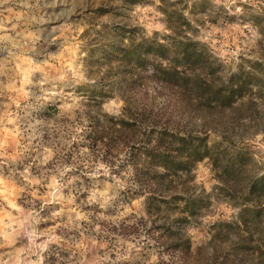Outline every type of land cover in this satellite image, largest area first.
I'll return each instance as SVG.
<instances>
[{
	"label": "clouds",
	"instance_id": "obj_1",
	"mask_svg": "<svg viewBox=\"0 0 264 264\" xmlns=\"http://www.w3.org/2000/svg\"><path fill=\"white\" fill-rule=\"evenodd\" d=\"M154 2L156 5L161 4V0ZM168 2L172 4L175 0ZM195 2L197 5L210 6L216 12L228 17H234L240 28L231 42L232 50L228 53L229 64L222 69L210 67L209 71L214 75L207 77L206 80H199L194 76L190 87H204L213 84L214 81L216 91L223 93L226 88L231 87L229 77L253 73L256 69H259L257 75L264 72L261 70L264 69V59L258 54L256 44V40L264 41V35L261 34V29L264 28V0H195ZM187 3L192 5L193 0H187ZM129 5H132V0H115V3L113 0H81V12L102 9L115 16H121L127 15L132 10ZM132 14L136 17L134 23L137 26L147 27V22L140 19L142 13L138 9L132 11ZM155 15L161 20V28L149 29L144 35L153 38V32L158 31L159 35L155 39L164 43L174 37L175 33L170 32L165 26L167 21L163 13L157 12ZM71 25L69 23L70 27ZM109 26L126 27L123 24H105V27ZM196 27L199 28V25ZM208 27L210 29V26ZM92 30L94 29H89ZM135 30L133 28V31ZM71 31L77 32L79 27H71ZM214 36L215 33L210 30L208 35L191 36V39L212 43ZM215 46L213 44V47ZM256 61H260V64H256ZM9 63L13 62L9 61ZM11 73L12 77L16 75L14 66ZM118 79L119 77L108 81L109 86L106 89L103 80L90 79L83 75L75 79L67 75H59L52 81H39L41 85L50 83V87L43 89V98L56 96L61 91L79 93L86 90L84 85L89 86L87 90L91 88L96 91L99 98H94V108L80 107L79 121L73 117L74 126L70 125L66 129V139L61 138L63 151L57 150L59 159L54 160L56 154L52 153L50 148L32 157L27 153V148L23 147L21 153L23 158L6 156L0 151V182L3 180L5 170L15 175L22 183L18 189L11 190L9 195L19 196L26 206L22 207L10 202L8 196H4L8 206L17 212V215H12L6 210L5 204L0 203V264H45L44 253L49 245H56L57 264L61 262L85 264L86 260L89 264H171L173 259L171 253L181 249L188 264L193 262L230 264L236 253H245L239 258L238 264H248V249L252 246V241L234 226L239 223L237 217L244 210L241 207H232L227 214V218L233 222L231 224L217 223L225 218V214L221 213L215 220L201 224L196 231L188 227L189 221L185 220L184 231L174 232L170 222L175 218L169 221L165 216L154 218V226L146 211H151L155 205H159L157 200L153 198L149 202L145 198L141 200L142 206L139 209L132 207L129 200L137 194L144 193L145 185L150 184L152 180L157 178L163 180L170 175L167 167L141 166L140 161L144 159L142 151L132 152L121 147L117 151L110 152L105 148L100 136L95 138L101 142L95 144L93 151L87 148L78 152L72 150L73 142L79 144L84 141V135L81 133L88 134L94 128L103 131L111 129L113 132L121 133L125 128H131L135 133L146 132L148 124L142 123L147 116L146 109L158 108L163 101V95H157L160 90L149 88L139 97L128 96L123 91L113 96L114 90L120 89L110 86V82ZM4 87L7 85L5 84ZM207 90L205 88V91ZM252 91L254 95L251 100L255 103L244 109H238L232 116V120L240 125L235 131L232 128L225 130L218 127L219 122L210 119L208 113L201 112L200 105L192 102L190 96L184 97V103L188 104L194 118L182 120L179 126L215 128L217 134L213 135L212 142L216 145L217 157L219 156L217 149L222 151L233 140L236 144L251 145L254 149L251 170L243 167L249 161V153H240L238 156L240 167L233 171L223 168L217 180L209 181L208 193L217 195V199H220L219 189L214 192L211 185L219 184L220 180H224L225 183H231L233 180L247 183L249 180H254L264 186V181L259 179L264 177V129L260 128V125L264 124V95H262L264 88H261L257 82V87H253ZM121 97L124 99L123 103ZM216 98V96L209 97L206 101L209 107H211L210 101ZM86 112L89 115H85ZM136 139L139 140L142 150L156 151L159 147L147 143L146 136H137ZM217 141L219 143H216ZM2 148L3 144L0 143V149ZM70 152L72 155L68 159ZM137 156L140 157L139 162L136 160ZM219 187L222 189L224 185L220 184ZM121 193L129 195L130 198L126 202L121 201L114 212L109 211L113 207L112 202ZM259 195L261 193H257V196ZM77 198L80 199L79 204L76 203ZM170 201L172 200L167 203ZM196 206L205 208L203 204ZM258 210L259 206L248 209L253 219ZM25 212L26 215L23 214ZM198 214L193 212V217L190 219ZM48 221L54 222L51 227L38 230V225ZM82 221L84 223H81ZM102 222L106 226H102ZM165 224L167 230H158ZM209 227L216 228L217 236L226 240L227 244H221L209 236ZM57 229H60L58 235ZM220 229L227 235L222 237ZM84 232H88L87 237H84ZM96 236L100 237V241L95 239ZM37 237L42 239L37 242ZM166 241L168 242L165 243ZM61 252L65 255H61Z\"/></svg>",
	"mask_w": 264,
	"mask_h": 264
},
{
	"label": "rangeland",
	"instance_id": "obj_2",
	"mask_svg": "<svg viewBox=\"0 0 264 264\" xmlns=\"http://www.w3.org/2000/svg\"><path fill=\"white\" fill-rule=\"evenodd\" d=\"M128 7L132 10L127 15L115 16L102 9H89L82 13L81 0H0V143L3 144L0 151H3L6 156L23 158L21 155L23 147L27 148V153H30L32 157L50 148L51 152L56 154L54 160L59 159L57 150L63 151L61 138L66 139V129L70 125L74 126L73 117L79 121L80 107L94 108V98L99 97L94 95L97 94L96 91L91 88L87 90L89 86L84 85L86 90L79 93L61 91L56 96L43 98V89L50 87V83L41 85L39 81H52L59 75H67L74 79L83 75L90 79L103 80L106 89L109 86L108 81L119 77L118 80L110 82V86L120 89L114 90L112 95H119V92L123 90L124 79L130 72V67L121 59L112 60L108 56L110 46H125L129 40L138 44L142 37L155 39L159 35L158 31L153 32V38L145 36L144 33L149 29L161 28V20L155 15L157 12L163 13L167 21L166 27L173 25L178 30L191 34L190 36H205L210 30L214 32L212 43L197 40L205 43L218 61L225 66L229 64L228 53L232 50L231 42L240 28L234 17L216 12L210 6L197 5L195 0L192 5H189L187 0H175L172 4H169L168 0H161L159 5H156L154 0H132V5ZM136 9L142 13L140 19L147 22V27L137 26L134 23L136 17L132 11ZM179 14L183 17H178ZM185 20L190 25H186ZM69 23L72 24L71 27H79V31L72 32ZM112 23L123 24L126 27H105V24ZM196 25H199V28ZM133 28L136 30L133 31ZM89 29L94 30L89 31ZM261 34L264 35V28L261 29ZM258 41L260 40H256V43ZM261 42L264 56V41ZM213 44L216 46L213 47ZM258 54L260 55L259 51ZM9 61L13 63L10 64ZM13 66L16 74L14 77L11 76ZM151 69L152 67L148 66L147 73H150ZM5 84L7 87H4ZM149 88L158 89V86L152 83L148 86ZM143 90L136 88L134 93ZM121 102H124L122 97ZM85 115L89 113L86 112ZM14 123L15 130H13ZM100 131L102 132L97 133L98 129L94 128L88 134L81 133L84 135V141L79 144L73 142L72 150L78 152L80 149L87 148L93 151L95 144L101 142L95 141V135L105 134V131ZM212 137L213 134H210L211 142ZM106 141V139L102 140L103 143ZM121 147L129 149L128 146L118 143V146L109 151H117ZM247 147L251 155L249 165L251 170L254 149L251 145ZM71 155L72 152L68 154V159ZM194 173L197 192L205 190L204 193L208 194L209 181H215V179L207 159L196 165ZM21 183L15 175L5 170L3 180L0 182V193H2L0 203L5 204L6 210L12 215H17V212L8 206L4 196H8L10 202L26 207L19 196L9 195V192L18 189ZM64 192L67 195V189ZM129 198V195L121 193L112 202L113 207L109 211L114 212L121 201L126 202ZM143 199V196L137 194L130 198L129 204L139 209ZM210 200L212 205L209 211H205L195 221L188 223L187 226L193 231L198 230L201 224L215 220L221 213L225 214V218L221 221H230L227 214L232 207L223 202L215 203L212 199ZM76 203H80L79 198ZM53 223L48 221L38 225L37 228L39 230L51 227ZM102 226H106L104 222ZM185 227L186 225L183 224L184 229ZM56 233L58 235L60 229H57ZM83 235L87 237L88 232H84ZM40 239L42 238L37 237V242ZM95 239L100 241L99 236ZM55 249L56 245H49V248L45 250V264H57L58 257ZM49 252H51L50 255ZM61 255L65 253L61 252ZM171 255L173 257L171 264H188L180 251H173ZM240 257L238 255L237 258ZM85 264H89V261L86 260Z\"/></svg>",
	"mask_w": 264,
	"mask_h": 264
},
{
	"label": "trees",
	"instance_id": "obj_3",
	"mask_svg": "<svg viewBox=\"0 0 264 264\" xmlns=\"http://www.w3.org/2000/svg\"><path fill=\"white\" fill-rule=\"evenodd\" d=\"M163 11L167 12V10ZM178 17L183 16L179 14ZM185 23L190 25L186 20ZM167 27L175 33V36L164 43L142 37L138 44L129 40L125 46H110L108 54L112 60L121 59L130 67L121 90L126 95L139 97L152 83H156L160 90L157 95H163V103L158 108L146 109L147 116L142 120V123L148 124L146 132L135 133L131 128H125V131L121 133L108 129L104 135L96 134L94 139L98 136L102 137V140L106 139L107 141L104 142L106 149H113L119 143L126 147L131 145L129 149L132 152L142 151L144 159L140 161L141 166L167 167L170 175L163 180L160 178L152 180L150 184L145 185L144 193L138 194L144 199L147 198L149 202L155 198L161 205V207L155 205L153 210L146 211L154 226V218L158 216H165V219L169 221L175 218L170 222L172 230L183 232V221H195L202 213L209 211L212 205L210 199L215 203L223 202L230 207H241L244 210L237 217L239 223L234 226L252 241V246L248 249V264H264V186L254 180H249L247 183L235 180L225 183L224 180H220L219 184L213 186L214 192L219 189L220 199H217V195L205 194V190L197 192L194 181L196 165L204 159L209 162L215 180L218 179L223 168L233 171L241 166L238 159L240 153H249V161L243 165L246 170H249L251 155L248 145L230 141L222 151L217 149L219 152L217 157L216 145L210 141V134H217L215 128L212 126L197 128L195 125L192 128H187V125L184 128L179 126L182 120L194 118L188 104L184 103V97L188 95L192 102L200 105L201 112L208 113L210 119L219 122L218 127L225 130L232 128L235 131L240 125L232 120V116L238 109H244L255 103L251 100L254 95L252 89L257 87V82L261 88H264V72L257 75L256 72H259V69H256L253 73L229 77L231 87L226 88L223 93L216 91L214 81L211 85L191 88L190 82L194 76L196 79L206 80L207 77L214 75L209 71L210 67L222 69L225 64L218 61L205 43L191 39L185 31L178 30L173 25ZM260 43L262 42L256 43L257 51L264 59ZM119 56L121 57L118 58ZM255 63L260 64V61ZM148 66L152 67L150 73H147ZM261 70L264 71V69ZM136 88L144 90L134 93ZM205 88L208 90L205 91ZM94 95L98 96V93ZM212 96L217 98L210 101L211 107H209L206 101ZM122 100L124 101L123 97ZM260 128L264 129V124L260 125ZM101 132L98 130L97 133ZM137 136H146L147 143L159 147L156 151L142 150L139 140L136 139ZM95 141L100 142V140ZM136 160L139 162L140 157L137 156ZM259 179L264 181V177ZM220 184L224 185L222 189L219 187ZM257 193L261 195L257 196ZM169 200L172 201L167 203ZM196 204H203L205 208H198ZM258 206L259 210L253 219L248 209H255ZM193 212L199 214L190 219L193 217ZM217 223L231 224L233 222L220 220ZM158 230H167V224ZM220 231L222 237L227 235L222 229ZM208 235L221 244H227L226 240L217 236V229L214 227H209ZM179 251L184 257L183 250ZM238 255L244 256L245 253L234 254L230 264H238Z\"/></svg>",
	"mask_w": 264,
	"mask_h": 264
}]
</instances>
